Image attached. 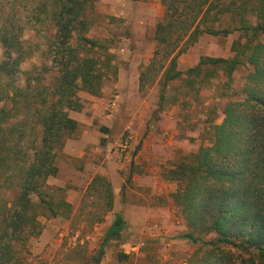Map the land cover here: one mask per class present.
Returning <instances> with one entry per match:
<instances>
[{
	"label": "trees",
	"instance_id": "trees-1",
	"mask_svg": "<svg viewBox=\"0 0 264 264\" xmlns=\"http://www.w3.org/2000/svg\"><path fill=\"white\" fill-rule=\"evenodd\" d=\"M95 1L0 0V188L15 192L9 201L0 197V264H25L29 240L43 228L40 218L68 217L72 210L65 199H53L48 189L61 187H50L48 179L57 174L58 152L78 127L70 116L83 107L78 92L99 96L107 74L116 72L110 46L87 35ZM161 3L164 12L154 27L152 55L139 71V91L158 85L162 106L173 82L196 98L212 79L223 76L229 86L235 70L250 67L234 98L220 96L208 143L165 174L177 183L170 196L183 219V237L198 244L189 264H264V0ZM26 20L46 26L47 33L41 61L22 70L34 52L23 39ZM236 32L231 56H201L179 69V56L201 36ZM113 204L111 181L94 175L80 213L99 223ZM124 229L116 213L100 247L79 251L76 264H101L110 240L124 242Z\"/></svg>",
	"mask_w": 264,
	"mask_h": 264
},
{
	"label": "rangeland",
	"instance_id": "rangeland-1",
	"mask_svg": "<svg viewBox=\"0 0 264 264\" xmlns=\"http://www.w3.org/2000/svg\"><path fill=\"white\" fill-rule=\"evenodd\" d=\"M164 7L161 0H96L92 10L94 23L91 25L87 35L91 39L105 40L110 46V53L115 55L114 67L116 72H109L104 80L102 94L92 96L86 92L79 91L78 96L83 104L80 111H71V115L96 113L91 127L101 131L102 145L108 143L110 154H114L113 160L123 168L116 167L126 179L128 173L136 170L133 164V149L126 158H121L116 146L123 137L131 134L137 142L133 145L140 147L142 141L150 139L154 135L160 143V151L164 157L160 165H174L183 156L195 151L200 145H205L211 138L210 125L221 111L222 98L220 96L230 95L235 97L243 83L244 76L250 70L249 66L241 65L232 74L229 86L225 84L226 78L219 76L211 80L206 88L201 90L198 97L185 94L179 82H173L168 87L166 94L167 102L159 105V86L153 85L145 92L138 89V75L142 66L149 61L154 49L153 31L156 22L162 17ZM28 23L23 32V39L33 44L34 52L25 59L20 67L22 70L30 69L34 64L41 61L40 50L43 48L46 26ZM238 37V33L226 37L213 35L201 36L178 58V67L186 70L197 63L201 56L229 57L231 42ZM3 50L0 46V60ZM177 97L179 100L172 103L170 99ZM100 113V114H98ZM99 115V116H98ZM212 120V121H211ZM93 129H91L92 131ZM78 128L65 140V143L78 137ZM134 143V142H133ZM134 148V149H135ZM58 161L65 172L61 178L66 183L57 185V177H50V187H61L60 190L48 189L54 200L65 199L73 207L68 217L57 216L51 218L41 217L43 224L40 235L29 240L27 253L24 254L25 264H76L79 251L85 253L95 252L103 240L107 231V221L112 219L113 211L106 214L104 220L99 223H89L85 216L80 213L83 192L74 186L83 185L85 179L76 176L64 167L68 162L62 149L58 152ZM164 169V174H166ZM63 183V182H62ZM173 187L177 183L170 180ZM124 195L131 188L132 182H126ZM14 190L0 188V197L10 200L14 196ZM125 198V197H124ZM86 210V209H85ZM84 210V211H85ZM176 216L181 215L177 212ZM183 221V219H182ZM174 225L179 229L178 241L172 246V253L186 254L180 257L181 264H189V256L198 244L191 243L183 237L185 231L182 224ZM136 230L124 229V242L110 240L105 247V253L101 264H159L162 252L169 246L166 241L174 237L170 234L162 237L145 238L136 235ZM211 235H208L209 238ZM144 239L146 247L138 253L129 252L128 242ZM179 247L177 250L176 248ZM121 253L128 257L124 258ZM169 260H172L170 258Z\"/></svg>",
	"mask_w": 264,
	"mask_h": 264
},
{
	"label": "crops",
	"instance_id": "crops-1",
	"mask_svg": "<svg viewBox=\"0 0 264 264\" xmlns=\"http://www.w3.org/2000/svg\"><path fill=\"white\" fill-rule=\"evenodd\" d=\"M70 116L77 121L80 134L78 137H73L72 141H67L62 148V152L68 161L64 167L69 168L68 170L74 175L85 179L83 185L75 184L74 186L77 187L71 189L79 188L80 191L84 192L94 175H104L111 181L114 190L113 215H111L112 219L109 222H105L107 229L112 223L114 215L119 213L125 222V229L136 230V235L140 233V236L145 238L154 237L153 225H156L164 236L171 234L174 237L177 235L179 229L173 221L178 210L170 196L175 188L163 173L164 169L167 170L172 165H160L163 163L164 157L159 148L161 145L156 141L154 135L150 136V139L142 141L139 148L133 146L137 142L136 138L132 141L130 150L135 151L129 157L132 155L136 170L128 173L132 184L130 191L124 195V193L121 194V187L122 185L124 188L126 186L123 176L125 174H121L115 169L116 167L123 168L124 163L120 165L115 163L114 154H110L108 151L109 144L102 145L100 143L101 138L105 135L98 129L91 127L94 119L97 118L96 113L93 112L91 115L70 114ZM91 129L93 130L91 131ZM58 160L57 155L58 172L54 177L61 179L57 182V185L61 186L66 183L61 178L65 170L60 166ZM178 238L179 236H175L164 243L169 247L163 248L166 250L162 252V259L159 264H181L182 259L180 257L186 254H179L178 251L176 253L171 252V248L178 241ZM170 258L172 260H169Z\"/></svg>",
	"mask_w": 264,
	"mask_h": 264
},
{
	"label": "built area",
	"instance_id": "built-area-1",
	"mask_svg": "<svg viewBox=\"0 0 264 264\" xmlns=\"http://www.w3.org/2000/svg\"><path fill=\"white\" fill-rule=\"evenodd\" d=\"M132 141H133V136L131 134H127L125 137H123L121 139V141L116 146L115 151H117L118 155L121 158H126L129 155V151H130ZM175 222L177 224L183 223L180 216L175 217ZM152 229L154 230V233H153L154 237H159V236L162 237L164 235L162 233V231L156 227V225H153ZM155 231H157V232H155ZM144 244H145L144 239L127 243V245L129 246V252H132V253H138L140 251V249H142Z\"/></svg>",
	"mask_w": 264,
	"mask_h": 264
}]
</instances>
